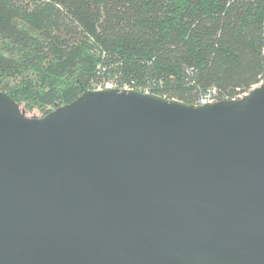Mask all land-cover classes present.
Instances as JSON below:
<instances>
[{
    "label": "water",
    "instance_id": "1",
    "mask_svg": "<svg viewBox=\"0 0 264 264\" xmlns=\"http://www.w3.org/2000/svg\"><path fill=\"white\" fill-rule=\"evenodd\" d=\"M0 264H264V82L88 89L37 119L0 90Z\"/></svg>",
    "mask_w": 264,
    "mask_h": 264
},
{
    "label": "trees",
    "instance_id": "2",
    "mask_svg": "<svg viewBox=\"0 0 264 264\" xmlns=\"http://www.w3.org/2000/svg\"><path fill=\"white\" fill-rule=\"evenodd\" d=\"M264 80V0H0V90L43 116L85 90L194 103Z\"/></svg>",
    "mask_w": 264,
    "mask_h": 264
},
{
    "label": "built area",
    "instance_id": "3",
    "mask_svg": "<svg viewBox=\"0 0 264 264\" xmlns=\"http://www.w3.org/2000/svg\"><path fill=\"white\" fill-rule=\"evenodd\" d=\"M262 82H264V80L259 82L257 85H259ZM108 84H110V83H107L106 85H108ZM257 85H255V86H257ZM255 86H253L252 88H254ZM97 89H101V87H97ZM144 93H148V92H144ZM246 94H247L246 92H243L242 94H238L236 97H232L231 100L238 99V98H240ZM216 101H217V91H216L215 87H210L205 92H203L193 104L194 105H205V104H209V103H214Z\"/></svg>",
    "mask_w": 264,
    "mask_h": 264
},
{
    "label": "rangeland",
    "instance_id": "4",
    "mask_svg": "<svg viewBox=\"0 0 264 264\" xmlns=\"http://www.w3.org/2000/svg\"><path fill=\"white\" fill-rule=\"evenodd\" d=\"M106 86H108V87H110V88H113L110 84H108V85H106ZM132 89V88H131ZM244 96V95H243ZM242 96V97H243ZM242 97H240V98H242ZM240 98H238V99H240ZM19 108V107H18ZM23 112V111H22ZM23 115L24 116H26V117H28V118H32V119H37V118H39V117H43V115H41L40 113H39V111L38 110H36V109H27L26 111H24V113H23Z\"/></svg>",
    "mask_w": 264,
    "mask_h": 264
},
{
    "label": "bare ground",
    "instance_id": "5",
    "mask_svg": "<svg viewBox=\"0 0 264 264\" xmlns=\"http://www.w3.org/2000/svg\"><path fill=\"white\" fill-rule=\"evenodd\" d=\"M107 88H110V87H108V86H106Z\"/></svg>",
    "mask_w": 264,
    "mask_h": 264
}]
</instances>
